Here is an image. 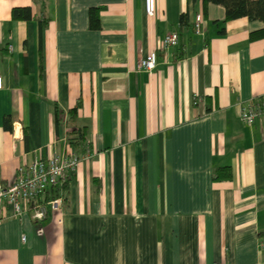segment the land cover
<instances>
[{
    "label": "crops",
    "instance_id": "0c3cea01",
    "mask_svg": "<svg viewBox=\"0 0 264 264\" xmlns=\"http://www.w3.org/2000/svg\"><path fill=\"white\" fill-rule=\"evenodd\" d=\"M155 1L149 15L145 0H0V180L80 155L61 210L8 207L0 264H264V118L240 116L264 97V37H250L264 21ZM169 33L179 41L138 69Z\"/></svg>",
    "mask_w": 264,
    "mask_h": 264
},
{
    "label": "built area",
    "instance_id": "2783aa9c",
    "mask_svg": "<svg viewBox=\"0 0 264 264\" xmlns=\"http://www.w3.org/2000/svg\"><path fill=\"white\" fill-rule=\"evenodd\" d=\"M147 14L156 11L155 0H145ZM203 16L195 21V28L200 32ZM179 41L177 33L167 34L159 48L152 49L138 63V69L151 71L158 62V51ZM240 116L243 121L253 124L264 118V97L241 103ZM80 155L69 150L64 153L55 152L47 156H39L29 163L18 166L12 181L0 180V218L7 216L8 207H12V215L19 216L27 208L35 220H44L49 211H59L64 202L62 194L49 196V191L59 188L77 168ZM25 238V236H24Z\"/></svg>",
    "mask_w": 264,
    "mask_h": 264
},
{
    "label": "trees",
    "instance_id": "16d2710c",
    "mask_svg": "<svg viewBox=\"0 0 264 264\" xmlns=\"http://www.w3.org/2000/svg\"><path fill=\"white\" fill-rule=\"evenodd\" d=\"M204 11L206 12L208 9V5L210 3H221L225 6L226 14L223 21H227L230 19L238 18L246 16L249 19H260L264 21V0H202ZM100 8L97 6H92L89 10L90 17V26L93 28H98L100 26ZM13 13L17 17L29 18L31 16V9L28 6L15 7L13 9ZM189 20L188 13H183L181 17L182 23H187ZM251 39H258L264 37V26L258 29H255L250 34ZM59 111V110H58ZM73 115L76 114L77 105L70 109ZM59 118L61 113L58 112ZM73 133H77L76 137H72L74 142L76 139H80L84 137V133L81 131H77L75 129L72 130ZM229 166H220L216 169L215 178H222L224 176H229L230 174ZM70 175L68 176V178ZM67 180L57 189H52L49 191V196H56L62 193V190H65L68 186ZM65 199V198H64Z\"/></svg>",
    "mask_w": 264,
    "mask_h": 264
}]
</instances>
